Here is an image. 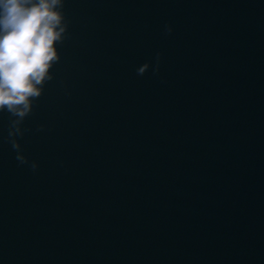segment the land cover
Segmentation results:
<instances>
[{
	"label": "clouds",
	"instance_id": "9594fccd",
	"mask_svg": "<svg viewBox=\"0 0 264 264\" xmlns=\"http://www.w3.org/2000/svg\"><path fill=\"white\" fill-rule=\"evenodd\" d=\"M64 0H0V112L10 121L8 142L21 164L28 163L16 137H22L25 118L53 79L49 71L59 61L57 42H63L67 24L62 12ZM165 31H172L166 26ZM157 53V68L159 67ZM145 63L137 69L143 75ZM31 167L37 166L32 163Z\"/></svg>",
	"mask_w": 264,
	"mask_h": 264
}]
</instances>
